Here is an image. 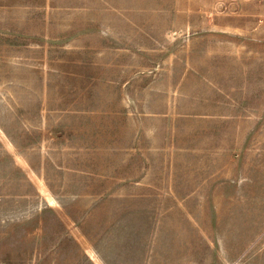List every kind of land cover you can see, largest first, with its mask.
<instances>
[{
    "label": "rangeland",
    "instance_id": "rangeland-1",
    "mask_svg": "<svg viewBox=\"0 0 264 264\" xmlns=\"http://www.w3.org/2000/svg\"><path fill=\"white\" fill-rule=\"evenodd\" d=\"M0 264H264V0H0Z\"/></svg>",
    "mask_w": 264,
    "mask_h": 264
}]
</instances>
